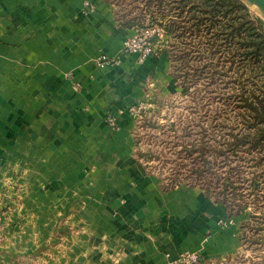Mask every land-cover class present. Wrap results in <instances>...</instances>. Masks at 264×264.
Masks as SVG:
<instances>
[{
  "label": "crops",
  "instance_id": "0c3cea01",
  "mask_svg": "<svg viewBox=\"0 0 264 264\" xmlns=\"http://www.w3.org/2000/svg\"><path fill=\"white\" fill-rule=\"evenodd\" d=\"M84 1L0 0V264L239 252L245 214L198 185H167L139 153L130 107L181 90L168 51L138 62L123 49L134 25L108 0Z\"/></svg>",
  "mask_w": 264,
  "mask_h": 264
},
{
  "label": "rangeland",
  "instance_id": "374dc122",
  "mask_svg": "<svg viewBox=\"0 0 264 264\" xmlns=\"http://www.w3.org/2000/svg\"><path fill=\"white\" fill-rule=\"evenodd\" d=\"M108 1L122 23H130L132 18L134 24L141 26H161L160 22L177 16L165 0L161 4ZM242 1L264 18L257 6ZM178 18L186 28L178 26L174 35L163 40V45L181 90L174 98L155 102L154 109L136 124L139 153L167 185H198L210 197L226 203L231 214H245L239 252L203 264H264V246L255 242L260 238L259 225L264 215L262 162L255 161L256 149L246 145L231 149L227 144L234 133L245 129L241 92L260 94L264 73L256 70L251 76L249 64L233 45L230 58V48L221 45L217 51L210 45V40H218L211 30L204 25L189 27L187 15ZM209 56H213L212 60ZM216 57L226 73L212 65ZM205 159L208 164L203 162ZM226 177L230 180L226 181ZM251 177L258 181L256 189L250 185ZM63 257L59 260L69 259Z\"/></svg>",
  "mask_w": 264,
  "mask_h": 264
},
{
  "label": "trees",
  "instance_id": "16d2710c",
  "mask_svg": "<svg viewBox=\"0 0 264 264\" xmlns=\"http://www.w3.org/2000/svg\"><path fill=\"white\" fill-rule=\"evenodd\" d=\"M147 3L156 1L158 4L164 0H145ZM172 5L173 12L178 17L187 15L189 18V27L199 28L204 25L207 30H211L218 40H210V45L220 51L221 45L231 49L229 53L232 58V45L235 52L241 54L243 59L249 64L251 76H254L256 70L264 73V18L256 14L242 0H165ZM174 19L168 22H160L164 27L166 35H174L176 28L181 26L183 22ZM122 21V20H121ZM130 23L125 25H135L132 18ZM133 23V24H132ZM138 25V24H136ZM178 29V28H177ZM220 39V40H219ZM236 39V40H232ZM226 45V46H225ZM227 48V51H229ZM225 49V48H224ZM210 54V52L208 53ZM213 57V56H211ZM209 56V59H211ZM219 57L212 62L215 69L220 67L219 71H225L226 68L220 64ZM218 71V70H217ZM179 78V77H178ZM240 99L243 107V121L245 129L240 133H234L231 141L227 143L228 147L238 148L239 146L252 147L258 151L256 163L262 162L264 169V88H261L260 94H246L241 92ZM204 163L208 164L205 159ZM202 171V170H200ZM226 181L230 180L228 177ZM252 189H256L258 181L250 178ZM226 186V182H225ZM226 204V203H225ZM227 205V204H226ZM245 227V224L242 228ZM260 238H256L255 242L264 246V215L259 225ZM264 250V248H263Z\"/></svg>",
  "mask_w": 264,
  "mask_h": 264
},
{
  "label": "built area",
  "instance_id": "2783aa9c",
  "mask_svg": "<svg viewBox=\"0 0 264 264\" xmlns=\"http://www.w3.org/2000/svg\"><path fill=\"white\" fill-rule=\"evenodd\" d=\"M85 10H93L94 4L85 0L83 2ZM133 34L126 38L123 42V49L136 56L138 62H142L151 54H155L164 49L163 40H167V35L163 26H141L134 25ZM97 64L105 65L106 63H117L118 59L115 57L101 56L97 58ZM155 103L153 101H145L137 106L130 107V113L136 115L139 119L146 117L147 112L154 109ZM106 121L109 126L116 127V119L113 116H107ZM221 225L233 223V218H226L219 220ZM203 264L198 253L184 250L179 252L176 256L168 258L167 264Z\"/></svg>",
  "mask_w": 264,
  "mask_h": 264
},
{
  "label": "water",
  "instance_id": "95a60500",
  "mask_svg": "<svg viewBox=\"0 0 264 264\" xmlns=\"http://www.w3.org/2000/svg\"><path fill=\"white\" fill-rule=\"evenodd\" d=\"M247 1L257 6L264 15V0H247Z\"/></svg>",
  "mask_w": 264,
  "mask_h": 264
}]
</instances>
